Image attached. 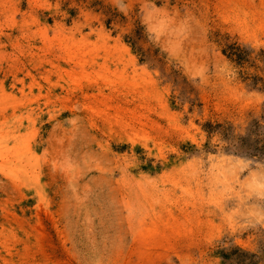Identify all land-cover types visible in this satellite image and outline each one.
Segmentation results:
<instances>
[{
    "label": "rangeland",
    "instance_id": "1",
    "mask_svg": "<svg viewBox=\"0 0 264 264\" xmlns=\"http://www.w3.org/2000/svg\"><path fill=\"white\" fill-rule=\"evenodd\" d=\"M140 3L0 0V264H264V0H155L173 57Z\"/></svg>",
    "mask_w": 264,
    "mask_h": 264
},
{
    "label": "clouds",
    "instance_id": "2",
    "mask_svg": "<svg viewBox=\"0 0 264 264\" xmlns=\"http://www.w3.org/2000/svg\"><path fill=\"white\" fill-rule=\"evenodd\" d=\"M112 7L123 14L128 16V0H112ZM140 25L143 28V35L147 42L153 47L159 48L161 52L166 53L168 56L173 57L168 42L173 36H177L183 31H186V25L183 20L177 21L176 18L170 14L165 7H157L155 0H141L139 11L137 13ZM167 39L165 45L164 39ZM175 42V40H172ZM234 71V70H230ZM186 74L190 80L200 79L201 83L205 81L203 74L189 75L186 69ZM252 96H259L264 98V92L253 90L249 93ZM252 161L240 162L239 170H244ZM257 168L264 169V164H257ZM247 189L249 197H255L259 200H264V172L253 171L250 173L248 179L243 185ZM240 216L243 222L232 221L233 231H257L264 229V208H250L246 214L234 212L233 217ZM232 217H230V220ZM228 245L226 244L225 247ZM257 251V249H256Z\"/></svg>",
    "mask_w": 264,
    "mask_h": 264
},
{
    "label": "trees",
    "instance_id": "3",
    "mask_svg": "<svg viewBox=\"0 0 264 264\" xmlns=\"http://www.w3.org/2000/svg\"><path fill=\"white\" fill-rule=\"evenodd\" d=\"M227 52L229 58L235 60L238 63H242L245 60H247L248 55L247 52L243 51L242 49H240L239 47L236 46H232L230 48H228L227 50H225V53Z\"/></svg>",
    "mask_w": 264,
    "mask_h": 264
}]
</instances>
